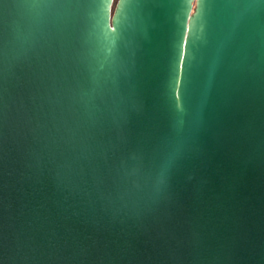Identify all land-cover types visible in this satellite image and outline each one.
<instances>
[{
	"label": "water",
	"instance_id": "water-1",
	"mask_svg": "<svg viewBox=\"0 0 264 264\" xmlns=\"http://www.w3.org/2000/svg\"><path fill=\"white\" fill-rule=\"evenodd\" d=\"M0 0V264H264V0Z\"/></svg>",
	"mask_w": 264,
	"mask_h": 264
},
{
	"label": "trees",
	"instance_id": "trees-1",
	"mask_svg": "<svg viewBox=\"0 0 264 264\" xmlns=\"http://www.w3.org/2000/svg\"><path fill=\"white\" fill-rule=\"evenodd\" d=\"M116 3V0L114 1V4ZM113 4V10H114V7H115V5Z\"/></svg>",
	"mask_w": 264,
	"mask_h": 264
},
{
	"label": "rangeland",
	"instance_id": "rangeland-1",
	"mask_svg": "<svg viewBox=\"0 0 264 264\" xmlns=\"http://www.w3.org/2000/svg\"><path fill=\"white\" fill-rule=\"evenodd\" d=\"M117 2H118V0H116V3L114 4V5H115V7H116V4H117ZM115 7H114V9H115Z\"/></svg>",
	"mask_w": 264,
	"mask_h": 264
}]
</instances>
